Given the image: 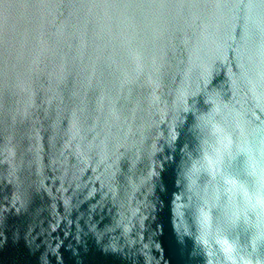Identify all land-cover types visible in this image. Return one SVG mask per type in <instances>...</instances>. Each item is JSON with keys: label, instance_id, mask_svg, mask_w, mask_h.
<instances>
[{"label": "water", "instance_id": "water-1", "mask_svg": "<svg viewBox=\"0 0 264 264\" xmlns=\"http://www.w3.org/2000/svg\"><path fill=\"white\" fill-rule=\"evenodd\" d=\"M241 145L264 0H0V264H264Z\"/></svg>", "mask_w": 264, "mask_h": 264}, {"label": "clouds", "instance_id": "clouds-1", "mask_svg": "<svg viewBox=\"0 0 264 264\" xmlns=\"http://www.w3.org/2000/svg\"><path fill=\"white\" fill-rule=\"evenodd\" d=\"M210 130L212 136H214L216 141V146L222 140L225 148L232 149L234 141L232 140L231 134L226 132V130L219 125L218 123L211 122L207 125ZM242 152H245L250 157L256 159V164L251 167V174L256 178V191L249 192L246 188L241 190L237 182V187L235 189L232 188L231 185H228L227 192L230 197L232 195L237 196V194L243 197L244 207H234L232 208V216L235 215L238 218L242 213L252 212L256 217V224L258 229L260 230V235L264 236V228H261L260 225L264 224V151H260L258 153H253L248 145H241ZM195 168V166H193ZM204 243H207L205 241ZM216 244L221 249L224 254L225 260L227 264H249V262L243 257L237 258L235 255V249L232 242L229 241L226 237L222 236L216 240ZM209 264H212L209 261Z\"/></svg>", "mask_w": 264, "mask_h": 264}]
</instances>
